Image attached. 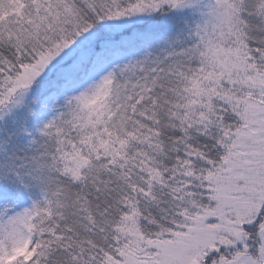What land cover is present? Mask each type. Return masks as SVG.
Instances as JSON below:
<instances>
[{
    "label": "snow or ice",
    "instance_id": "6c2138e0",
    "mask_svg": "<svg viewBox=\"0 0 264 264\" xmlns=\"http://www.w3.org/2000/svg\"><path fill=\"white\" fill-rule=\"evenodd\" d=\"M0 264H264V0H0Z\"/></svg>",
    "mask_w": 264,
    "mask_h": 264
}]
</instances>
